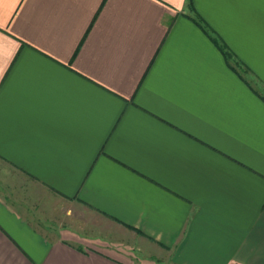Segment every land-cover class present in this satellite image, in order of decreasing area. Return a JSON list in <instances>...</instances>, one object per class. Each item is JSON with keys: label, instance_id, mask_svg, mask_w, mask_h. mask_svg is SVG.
<instances>
[{"label": "crops", "instance_id": "crops-1", "mask_svg": "<svg viewBox=\"0 0 264 264\" xmlns=\"http://www.w3.org/2000/svg\"><path fill=\"white\" fill-rule=\"evenodd\" d=\"M0 264H264V0H0Z\"/></svg>", "mask_w": 264, "mask_h": 264}, {"label": "trees", "instance_id": "trees-1", "mask_svg": "<svg viewBox=\"0 0 264 264\" xmlns=\"http://www.w3.org/2000/svg\"><path fill=\"white\" fill-rule=\"evenodd\" d=\"M197 24L201 27V25L197 22ZM213 41H214V43H217L216 42V40L213 38ZM221 48V47H220ZM222 49V52H223V54L224 55H226V54H228L226 51H223V48H221Z\"/></svg>", "mask_w": 264, "mask_h": 264}]
</instances>
